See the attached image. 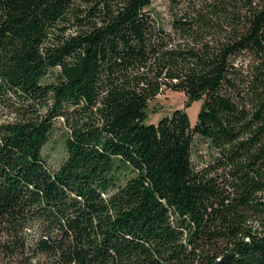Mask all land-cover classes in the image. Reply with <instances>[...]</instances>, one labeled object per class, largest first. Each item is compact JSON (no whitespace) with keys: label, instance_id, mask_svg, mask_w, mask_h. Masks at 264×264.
Instances as JSON below:
<instances>
[{"label":"trees","instance_id":"1","mask_svg":"<svg viewBox=\"0 0 264 264\" xmlns=\"http://www.w3.org/2000/svg\"><path fill=\"white\" fill-rule=\"evenodd\" d=\"M152 2L0 0V264H264V0Z\"/></svg>","mask_w":264,"mask_h":264},{"label":"rangeland","instance_id":"2","mask_svg":"<svg viewBox=\"0 0 264 264\" xmlns=\"http://www.w3.org/2000/svg\"><path fill=\"white\" fill-rule=\"evenodd\" d=\"M151 8L159 12L163 21H166L167 13L165 10L164 0H153ZM186 101L187 98L183 92L170 90L162 91L155 97L153 101L150 102V108L146 122H156L160 116L165 114L169 115L172 110L179 108L186 111L190 123L193 124L196 120L197 112L201 105V100L198 99L191 101L188 105H186ZM153 109L154 111H152ZM62 137V130H56L44 148V152L47 154L49 162L53 166H57L64 157ZM208 150V145H206L202 139L195 136L192 145L193 162L197 164L201 162L202 159H205V156L208 154Z\"/></svg>","mask_w":264,"mask_h":264}]
</instances>
